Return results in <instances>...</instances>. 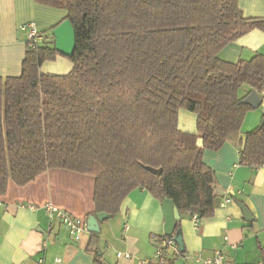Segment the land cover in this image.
I'll use <instances>...</instances> for the list:
<instances>
[{
  "label": "trees",
  "instance_id": "1",
  "mask_svg": "<svg viewBox=\"0 0 264 264\" xmlns=\"http://www.w3.org/2000/svg\"><path fill=\"white\" fill-rule=\"evenodd\" d=\"M35 1L66 12L72 67L40 71L58 54L50 34L34 50L26 41L18 76L0 77V196L10 180L23 186L63 169L93 177L91 215L116 216L143 188L204 218L215 197L204 150L230 142L239 164L264 165V123L244 137L240 130L252 108L242 99L264 93V55L218 57L249 31L264 32V17H244L237 0ZM180 109L196 115L195 133L178 129ZM99 246L91 233L94 264H103Z\"/></svg>",
  "mask_w": 264,
  "mask_h": 264
},
{
  "label": "crops",
  "instance_id": "2",
  "mask_svg": "<svg viewBox=\"0 0 264 264\" xmlns=\"http://www.w3.org/2000/svg\"><path fill=\"white\" fill-rule=\"evenodd\" d=\"M237 3L244 17H264V0H237ZM65 16L64 10L35 0H0V77L21 73L26 51V35L21 25L34 22L45 41H50L53 28ZM255 53L264 55V32L258 29L226 45L218 57L234 63ZM71 67L70 60L58 53L53 60L43 62L40 71L65 74ZM259 96L261 106L245 113L240 128L242 137L260 124L264 93ZM177 126L183 132L195 133L196 115L180 109ZM239 148L226 142L218 150L203 151L202 161L214 173V209L210 216L199 218L196 225L190 213H178L183 253H170L163 261L156 260L153 238L170 235L178 228L174 206L166 198L159 199L143 188H136L123 200L116 216L99 223L103 264H198L193 254L210 256L215 251L222 252L227 264H261L264 165L239 164ZM229 186L231 202L220 206L222 197L218 193ZM93 188L92 176L63 169L44 171L23 186L10 180L5 194L0 196V264H94V254L87 249L91 233L82 232L74 241L63 225L48 219L43 209L45 203H51L86 223L94 210ZM239 204L248 209L251 221L245 219Z\"/></svg>",
  "mask_w": 264,
  "mask_h": 264
},
{
  "label": "built area",
  "instance_id": "3",
  "mask_svg": "<svg viewBox=\"0 0 264 264\" xmlns=\"http://www.w3.org/2000/svg\"><path fill=\"white\" fill-rule=\"evenodd\" d=\"M20 28L25 32L29 49L34 50L38 47V45H41L43 43L44 35L38 30L34 22L31 21L25 23L21 25ZM230 191L231 187L229 186L225 189H222L221 193H218L222 197V200L219 203L220 206H224L231 202V198L229 195ZM29 208L33 209L34 206L29 205ZM43 209L45 210L50 221L57 220L61 225H63L72 240H78L80 234L87 231L86 223L84 220L73 217L68 212L55 207L51 203H45L43 205ZM191 218L193 223L196 225L199 220L197 214L192 213ZM175 234L176 231H174L170 235L153 238L155 245V258L158 262L163 261L166 257H168L170 253L174 255L179 254L178 247L174 241ZM224 238L227 239L226 236ZM117 255L120 256V254ZM124 256L128 257L129 254H124ZM193 260L198 264H227L221 251H215L210 256H203L200 253H196L193 254ZM38 261L42 262V259H39ZM56 261L58 262L60 261V259H57Z\"/></svg>",
  "mask_w": 264,
  "mask_h": 264
},
{
  "label": "water",
  "instance_id": "4",
  "mask_svg": "<svg viewBox=\"0 0 264 264\" xmlns=\"http://www.w3.org/2000/svg\"><path fill=\"white\" fill-rule=\"evenodd\" d=\"M54 37V48L55 50L65 55L66 57H71L74 49H75V33L74 29L69 22V20L65 19L61 23H59L52 31ZM243 104L249 105L252 108H259L261 106L262 99L260 96L252 90L248 95H246L242 101ZM261 112L264 116V109L261 108ZM264 123V119H261L260 126ZM241 207L244 217L247 221H251L253 218L250 215L248 209L243 205L239 204ZM174 217L176 220H179L178 211L174 208ZM110 215L105 212L97 213L96 215H89L86 219V227L87 231L90 233H99V223L109 219ZM174 241L178 247L180 253L184 251V244L182 240L181 232H177L174 237Z\"/></svg>",
  "mask_w": 264,
  "mask_h": 264
}]
</instances>
